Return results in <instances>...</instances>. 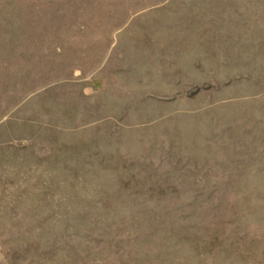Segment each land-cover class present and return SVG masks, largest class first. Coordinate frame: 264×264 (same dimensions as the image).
<instances>
[{
	"label": "rangeland",
	"instance_id": "1",
	"mask_svg": "<svg viewBox=\"0 0 264 264\" xmlns=\"http://www.w3.org/2000/svg\"><path fill=\"white\" fill-rule=\"evenodd\" d=\"M0 264H264V0H0Z\"/></svg>",
	"mask_w": 264,
	"mask_h": 264
}]
</instances>
